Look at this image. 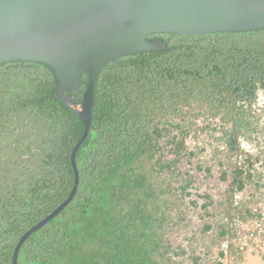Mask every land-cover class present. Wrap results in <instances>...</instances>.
<instances>
[{"label": "trees", "instance_id": "obj_1", "mask_svg": "<svg viewBox=\"0 0 264 264\" xmlns=\"http://www.w3.org/2000/svg\"><path fill=\"white\" fill-rule=\"evenodd\" d=\"M147 40L165 49L101 70L90 131L76 155L78 191L23 244L17 264H184L187 251L170 232L191 208L200 209L203 232L231 241L243 218L235 195L260 186L262 158L245 146L264 144V29ZM56 83L43 64L0 65V264H12L21 237L74 186L70 157L84 127L73 113L79 108L55 96ZM87 87L83 76L69 94L77 106ZM203 135L212 139L208 147L189 148ZM208 149L227 184L221 217L212 195H201L200 206L186 203L193 161ZM198 162L196 172L212 177L215 165ZM226 254L219 251L215 264ZM189 262L208 264L196 255Z\"/></svg>", "mask_w": 264, "mask_h": 264}, {"label": "water", "instance_id": "obj_2", "mask_svg": "<svg viewBox=\"0 0 264 264\" xmlns=\"http://www.w3.org/2000/svg\"><path fill=\"white\" fill-rule=\"evenodd\" d=\"M264 29V0H0V65L31 62L46 65L57 81L55 96L83 124L70 161L74 186L63 204L27 231L12 257L17 264L23 244L54 220L79 187L76 155L86 141L101 70L122 57L165 49L149 42L155 34L206 36ZM83 76L88 87L77 106L70 93Z\"/></svg>", "mask_w": 264, "mask_h": 264}, {"label": "rangeland", "instance_id": "obj_3", "mask_svg": "<svg viewBox=\"0 0 264 264\" xmlns=\"http://www.w3.org/2000/svg\"><path fill=\"white\" fill-rule=\"evenodd\" d=\"M258 106L264 108V94L259 97ZM212 139L203 135L199 141L193 137L187 141L189 148L196 150V146H209ZM251 154L260 155L261 162L256 166L259 171L260 186L250 185L244 195H235L236 204L240 203L243 218H236L235 232L231 236V241L227 239H218L217 232L205 233L202 228L205 223L201 219L200 209H190L185 223H180L173 227L170 232L171 242L174 246H180L187 251L185 263L190 264L189 257L196 255L201 257L208 264H215L218 253L221 250L227 252L226 257L221 260L222 264H264V144H255L245 146ZM211 150L198 156L193 161L191 173L194 175V186L188 190L192 194L186 199L190 207L191 201H197L200 206L204 203L201 195H212L216 200L218 210L216 213L222 216V208L219 204L225 200L227 184L219 180L220 168L211 160ZM202 160L206 165H215L212 168V177H207L203 173H197L195 167L198 161ZM186 168H189L185 164ZM190 169V168H189ZM249 214L247 215L246 212ZM178 221V220H177ZM230 243V244H229Z\"/></svg>", "mask_w": 264, "mask_h": 264}]
</instances>
